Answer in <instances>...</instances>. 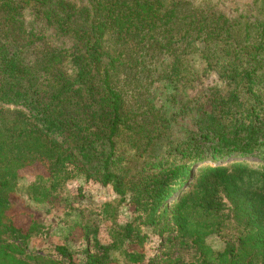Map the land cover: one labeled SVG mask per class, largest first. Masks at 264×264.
I'll list each match as a JSON object with an SVG mask.
<instances>
[{
    "label": "trees",
    "instance_id": "1",
    "mask_svg": "<svg viewBox=\"0 0 264 264\" xmlns=\"http://www.w3.org/2000/svg\"><path fill=\"white\" fill-rule=\"evenodd\" d=\"M86 1L93 18L79 36L84 53L73 59L77 71L72 77L57 71L56 57L37 63L31 74L0 45V264H64L25 251L40 225L35 212L15 198V186L21 172L36 163L45 167L49 185L43 176L36 177L28 187L34 202H45L78 176L111 186L121 201L129 197L136 216L123 226L111 225L108 243L100 244L97 228L87 222L72 227L70 235L79 233L93 248L84 250L86 264H120L111 256L115 253L123 264L143 263L144 228L160 235L171 229L180 246L189 240L195 248L192 260L167 258V264H264V25L255 22L259 34L253 40L246 28V41L239 43L231 24L224 19L219 26L220 15L210 18L211 5L198 20L185 17L180 39L203 34L200 58L208 70L217 68L231 91L213 100L214 111L180 147L179 159L157 161L150 155L167 125L163 120L162 125L141 123L125 109L111 79L118 58L104 50L102 39L109 25L129 35L147 28L151 46L168 53L177 38L180 1L172 0L166 12L159 0H133L131 5L127 0ZM214 38L219 44L210 51L206 44ZM176 68L174 60L167 77L179 75ZM189 70L185 75L192 77ZM146 157L148 162L142 161ZM109 207L103 205L106 220L115 216ZM23 215L33 216L27 229L13 220ZM227 219L242 230L233 243L213 250L206 239L219 233ZM55 251L70 259L64 246Z\"/></svg>",
    "mask_w": 264,
    "mask_h": 264
},
{
    "label": "rangeland",
    "instance_id": "2",
    "mask_svg": "<svg viewBox=\"0 0 264 264\" xmlns=\"http://www.w3.org/2000/svg\"><path fill=\"white\" fill-rule=\"evenodd\" d=\"M159 1L163 5L161 11L166 12L172 0ZM179 1L176 7L178 33H174L177 38L173 40L172 50L168 53L161 51L157 44L151 46V34L145 35L147 28L132 35L118 34L108 24L109 30L102 39L106 48L104 50L118 58L111 79L116 90L123 95L125 109L136 114L141 123L162 125L163 120V125H167L164 137L154 141L150 155L151 158H157V161L179 159L180 147L196 132L198 124L214 111L213 100L226 98L231 91L228 80L219 77L217 68L208 70L200 58V50L205 46L202 42L203 34L195 38L192 33L184 41L180 39L183 34L179 29L184 27L185 17L193 16L198 20L207 6L211 5L213 15L210 18L220 15L222 19L219 26H222L224 19L231 24L233 37L239 43L246 41V28L253 40L259 34L255 22L264 25V0ZM127 2L131 5L134 1ZM90 8L86 0H0V45L6 47L9 56L16 62L29 68L31 74L37 71V63L56 57L60 60L55 65L57 71L63 76L72 77L77 71L73 59L84 53V38L79 36L87 30L93 18ZM156 33L161 40L162 35L159 31ZM191 41L189 46L187 43ZM216 41L214 38L206 44L207 49L215 50L219 44ZM207 51L209 57L213 58V53ZM174 60L180 73L167 77L166 72H169ZM188 69L194 73L192 77L185 75ZM36 75L41 77V74ZM142 161L148 162V158ZM21 174L23 178L17 181L14 196L23 206L35 212L40 225L25 245V251L33 256L42 255L61 260L64 264H86L84 250L93 248L79 233L70 235L76 223L84 221L95 226L98 242L106 244L109 242L108 228L111 225L112 229L123 226L136 216L128 196L121 201L111 186H103L94 180L86 181L83 176L68 180L45 202H34L28 187L37 182V176H43L42 182L49 185L45 167L36 163ZM105 204L110 205L108 211L114 212L113 218L106 220L103 209ZM32 219L33 216L29 215L13 218L14 223L23 229L28 228ZM223 224L219 233L206 239L213 250H220L226 243H233L242 230L232 219H227ZM143 231L148 239L144 247L145 260L141 264H167V258L188 262L196 254L189 240H184L183 246H180L179 239L174 238L171 229L162 235L161 231L151 228H144ZM56 246H64L70 259L55 251ZM111 256L123 264L118 253Z\"/></svg>",
    "mask_w": 264,
    "mask_h": 264
}]
</instances>
